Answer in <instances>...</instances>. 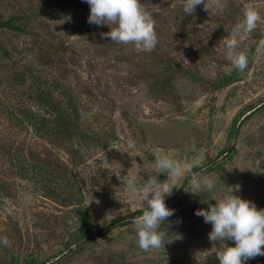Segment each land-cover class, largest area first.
Wrapping results in <instances>:
<instances>
[{"label":"rangeland","instance_id":"374dc122","mask_svg":"<svg viewBox=\"0 0 264 264\" xmlns=\"http://www.w3.org/2000/svg\"><path fill=\"white\" fill-rule=\"evenodd\" d=\"M17 1L0 0L2 16H16L23 29H0V134H10L20 145L18 156L34 155L52 163V175L40 171L35 182L23 177L30 176V170L18 173L12 155L0 156V167L14 182L12 197L0 198V237L10 242L7 247L0 244V264H219L215 251L222 245L209 241L211 224L195 215L196 210L231 193L264 209V164H253L264 160V52L256 51L264 39V20L238 49L248 55L244 73L215 87L235 70L225 58L222 40L248 7L264 18V0H225L221 13L210 14L199 5L192 15H184L182 0L156 5L151 11L156 21L164 20V30L156 33L167 66L138 58L134 65L126 64L121 54L104 57L99 45L105 43L96 33L63 27L48 18L47 11H36L38 0ZM57 30L68 34L63 41L70 47L66 66L56 68L54 75L64 74L74 86L82 124L100 145L89 143L86 149L74 140L75 149L66 150L26 124V130L18 131L8 120L16 107L25 105L48 118L24 101V90L14 79L26 68L39 66L35 46ZM227 148L232 152L226 153ZM156 154L180 161L185 174L169 179L167 173L158 175L159 182L179 187L165 200L175 211L161 225L169 233L168 243L144 251L131 216L143 208L142 199L130 193L126 181L142 187L153 175ZM191 173L210 176L216 187L212 192L190 188ZM185 181V189L178 192ZM67 194L75 196L78 205L66 207L61 197ZM77 211L90 218L93 230L124 221L78 246ZM224 243L235 246L234 241ZM245 264H264V256Z\"/></svg>","mask_w":264,"mask_h":264},{"label":"clouds","instance_id":"9594fccd","mask_svg":"<svg viewBox=\"0 0 264 264\" xmlns=\"http://www.w3.org/2000/svg\"><path fill=\"white\" fill-rule=\"evenodd\" d=\"M90 7L88 23L97 26L107 25L110 31L101 33L111 41L120 44H131L138 52H151L158 44L155 31L154 15L148 12L140 0H85ZM202 5L210 13H221L225 0H182L184 15H192L196 7ZM264 20L254 7H248L243 13V19L236 23L229 35L222 41L225 45V58L233 69L244 73L249 60L245 51H238ZM257 53L264 52V39L256 48ZM254 167L260 168L264 160L257 159ZM200 166V162H197ZM167 173L168 179L179 178L185 174L184 165L167 155H155V167L142 187H138L132 179L126 181V186L133 196L142 199L143 212L132 220L138 246L144 251L164 248L169 233L161 225L174 215L165 200L173 194L174 184L159 182L158 175ZM189 187L212 192L216 181L210 176L204 177L191 173ZM197 194L194 191L186 190ZM202 202H207L203 200ZM195 215L202 216L205 223L211 224L208 234L210 242H219L222 248L215 251L219 264H245L257 256H264V209H257L254 202L243 199L232 193L223 199L209 203L207 209H198ZM234 241L235 246H227L225 241ZM0 244L5 247L10 242L7 237H0Z\"/></svg>","mask_w":264,"mask_h":264},{"label":"trees","instance_id":"16d2710c","mask_svg":"<svg viewBox=\"0 0 264 264\" xmlns=\"http://www.w3.org/2000/svg\"><path fill=\"white\" fill-rule=\"evenodd\" d=\"M17 3L19 2L17 1ZM140 3L144 5L148 12L153 13L151 9L160 3H164V0H140ZM36 11L41 12V14L47 11L46 14L48 18L55 21L57 20L59 23H62L63 27H68L69 30H74L80 34L84 32L96 33L105 43H100L99 45V47H101L100 49H102L100 54L104 57L121 54L122 56L119 59L130 65H134L136 58H138L137 60L141 63L143 61H154V65H168L166 64V53L162 50L160 51L163 46H161L159 42L151 52H138L131 44H120L111 41L109 37H102L101 33L110 31V28L107 25L97 26L88 23L90 7L85 0H38ZM154 19L156 21L157 17H154ZM163 23L164 20L156 21L155 31L157 33L164 30ZM0 29L23 31L20 25L16 23V16L14 17L13 15L4 18L1 13ZM49 36V38L41 40L35 46L38 49L36 57L39 66L37 68L32 66L26 68L24 71L18 73L14 79L16 85L24 90V94H22L25 97L24 101H29L31 105L41 110L48 118L40 116L39 112L33 111V109L25 105V107L21 109L16 107L15 116L9 117L8 120L13 121V125L18 131L26 130V124L32 127L36 134H44L47 137H51L59 147L66 150L73 151L75 149L72 144L74 140L84 143L83 145L86 149L89 148V143H92L93 146L100 145L102 141L91 133H88L86 131V126L82 124L79 115V96L75 93L74 86L65 78L64 74H61V76L54 75L56 68L62 70L64 66H66L67 62L64 56L68 52L70 46L65 43L63 39L67 40L68 34L63 30H57V32H52ZM33 43H35V40ZM237 75V70L227 73L221 80L217 81L218 83H216L217 85H215V87L221 88L227 83L233 82ZM1 93L5 95V92ZM9 112L12 113L13 111ZM236 134L237 128L230 134L231 138L234 139ZM9 136L10 134L6 132L0 134V156L5 158L10 157L12 159V155V161L19 167V174H21L20 171L27 172V170H30V176L24 174L23 177L35 179V182H38L37 179L41 172L44 175H52V170L50 168L52 163H49V161L45 162L34 155H25L24 157L18 156L20 145L16 144V142L14 143ZM230 147L232 148V146ZM231 148H227L226 153L232 152ZM26 166H28V169ZM5 170L0 167V198H11L14 182L6 178ZM186 182L187 181L181 185L178 192H182L185 189L187 185ZM59 191L61 190H58V192ZM56 196L58 197V194H56ZM71 197L72 196H69V194L61 197V200L67 202L66 207L78 205L79 201L75 196ZM143 210V208L138 209L134 211L131 216H139L142 214ZM77 212L80 225L78 233L75 234L74 237L76 245L78 246L101 237L114 225H121L124 221L115 220L99 230H93L90 218L83 213V211ZM34 260L35 259L32 261Z\"/></svg>","mask_w":264,"mask_h":264}]
</instances>
